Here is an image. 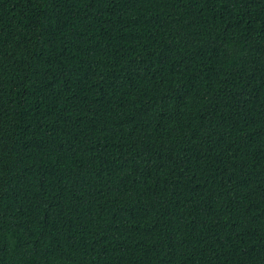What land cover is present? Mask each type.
I'll list each match as a JSON object with an SVG mask.
<instances>
[{"label": "trees", "instance_id": "1", "mask_svg": "<svg viewBox=\"0 0 264 264\" xmlns=\"http://www.w3.org/2000/svg\"><path fill=\"white\" fill-rule=\"evenodd\" d=\"M0 264H264V0H0Z\"/></svg>", "mask_w": 264, "mask_h": 264}]
</instances>
